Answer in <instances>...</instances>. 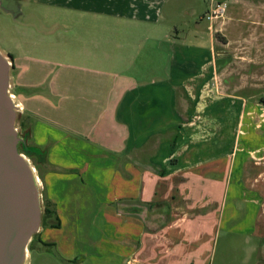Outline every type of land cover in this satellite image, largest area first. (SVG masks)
Segmentation results:
<instances>
[{
  "label": "crops",
  "instance_id": "0c3cea01",
  "mask_svg": "<svg viewBox=\"0 0 264 264\" xmlns=\"http://www.w3.org/2000/svg\"><path fill=\"white\" fill-rule=\"evenodd\" d=\"M19 1L80 11H93L100 2ZM107 1L120 16L153 27L165 23L169 9L178 11L174 1L180 0ZM184 1L180 9L197 12L196 0ZM216 1L208 0L201 16ZM172 2L174 8L169 6ZM217 19L210 21L211 32ZM211 38L215 44L213 34ZM180 41L172 39L167 51L158 40L154 46H140L128 69L113 75L107 95H85L84 90L80 95L78 85L77 95H67L64 64L32 55L28 61L39 65L31 66L12 54L15 92L30 130L28 142L46 152L40 175L51 215L37 241L66 264L104 258L107 264L208 260V233H197L196 221L192 225L191 194L181 193L179 176L208 164L225 174L230 168V179L239 169L243 180L249 167L244 161L233 164L219 141H202L181 151L190 143L184 130L195 110L199 83H208L216 74V54L213 45L206 55L201 47ZM103 235L106 244L95 253L92 243L99 245L97 238Z\"/></svg>",
  "mask_w": 264,
  "mask_h": 264
},
{
  "label": "rangeland",
  "instance_id": "374dc122",
  "mask_svg": "<svg viewBox=\"0 0 264 264\" xmlns=\"http://www.w3.org/2000/svg\"><path fill=\"white\" fill-rule=\"evenodd\" d=\"M218 1H226L228 6L213 32L211 20L201 16L208 0H196L194 14L180 9L184 0L174 1L178 11L169 9L171 19L167 14L164 24L153 27L120 16L109 9L107 0H100L93 11L26 3L17 18L0 8V49L31 66L39 65L28 61L32 55L64 64L67 95H77V85L80 95H107L113 75L128 69L127 63L136 59L140 46H154L158 40L167 51L176 38L179 43L183 40L201 47L207 55L213 45L216 74L208 83H199L195 110L184 130V139L192 144H184L181 151L202 141H219L229 150L233 164L244 161L249 170L242 180L239 169L230 179V168L225 174L208 164L195 166L179 176L180 191L191 194L196 232L208 233L205 264H264V0ZM169 6L176 5L172 2ZM38 169L41 174V167ZM45 236L42 232L41 239ZM97 240L99 245L92 243L95 253L98 246L106 244L104 235ZM107 262L104 258L84 264ZM29 264L66 263L36 241Z\"/></svg>",
  "mask_w": 264,
  "mask_h": 264
},
{
  "label": "water",
  "instance_id": "95a60500",
  "mask_svg": "<svg viewBox=\"0 0 264 264\" xmlns=\"http://www.w3.org/2000/svg\"><path fill=\"white\" fill-rule=\"evenodd\" d=\"M0 8L14 17L22 13L19 0H0ZM15 90L14 57L0 49V264H29L45 212L39 169L26 153L42 150L23 134L24 106Z\"/></svg>",
  "mask_w": 264,
  "mask_h": 264
},
{
  "label": "trees",
  "instance_id": "16d2710c",
  "mask_svg": "<svg viewBox=\"0 0 264 264\" xmlns=\"http://www.w3.org/2000/svg\"><path fill=\"white\" fill-rule=\"evenodd\" d=\"M20 124H21V127L23 129V134L28 137L29 134H30V130H29V127H26V125H25L24 115L23 114H21V116H20ZM26 153L32 159L33 158L35 159V161H36L35 164L37 165L38 168L40 167L42 162H44L45 159H46V152L44 150H42L40 153H36V152H33V151H26ZM44 202H45V200H44ZM50 215H51V209H49V207L46 205V202H45V212H44L43 225L49 224L48 223V218H49ZM58 225H59V223H53L52 224V226H54V227H57ZM37 238H38V235L35 236V239L33 240L32 244H31V249L33 248V243L35 241H37Z\"/></svg>",
  "mask_w": 264,
  "mask_h": 264
},
{
  "label": "built area",
  "instance_id": "2783aa9c",
  "mask_svg": "<svg viewBox=\"0 0 264 264\" xmlns=\"http://www.w3.org/2000/svg\"><path fill=\"white\" fill-rule=\"evenodd\" d=\"M227 6H228V4L226 1L213 2L210 10L204 15V17H206L207 19H209L211 21L216 19V18H219L220 16H222L225 13Z\"/></svg>",
  "mask_w": 264,
  "mask_h": 264
}]
</instances>
